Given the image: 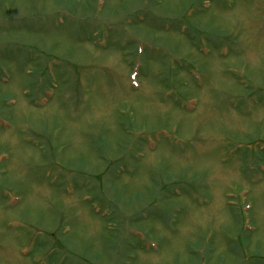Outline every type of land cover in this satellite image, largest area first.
Instances as JSON below:
<instances>
[{"label": "rangeland", "instance_id": "374dc122", "mask_svg": "<svg viewBox=\"0 0 264 264\" xmlns=\"http://www.w3.org/2000/svg\"><path fill=\"white\" fill-rule=\"evenodd\" d=\"M0 264H264V0H0Z\"/></svg>", "mask_w": 264, "mask_h": 264}]
</instances>
